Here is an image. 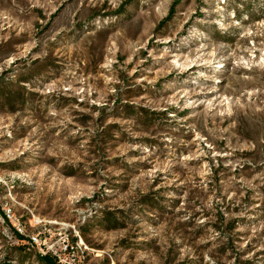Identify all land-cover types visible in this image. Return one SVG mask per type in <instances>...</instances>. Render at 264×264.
<instances>
[{"label": "rangeland", "instance_id": "374dc122", "mask_svg": "<svg viewBox=\"0 0 264 264\" xmlns=\"http://www.w3.org/2000/svg\"><path fill=\"white\" fill-rule=\"evenodd\" d=\"M46 254L264 264V0H0V264Z\"/></svg>", "mask_w": 264, "mask_h": 264}, {"label": "trees", "instance_id": "16d2710c", "mask_svg": "<svg viewBox=\"0 0 264 264\" xmlns=\"http://www.w3.org/2000/svg\"><path fill=\"white\" fill-rule=\"evenodd\" d=\"M12 86H14V89L10 88L7 96L10 107L14 108L17 104L24 105L26 99L24 98L23 88L20 83H14ZM108 215L109 213L105 214L106 217H108ZM39 258L44 264H61L57 258L50 254L40 255Z\"/></svg>", "mask_w": 264, "mask_h": 264}]
</instances>
